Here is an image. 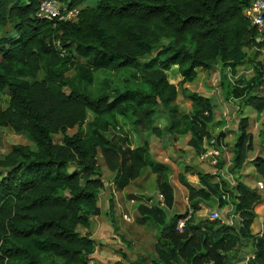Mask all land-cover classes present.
<instances>
[{"label": "trees", "instance_id": "trees-1", "mask_svg": "<svg viewBox=\"0 0 264 264\" xmlns=\"http://www.w3.org/2000/svg\"><path fill=\"white\" fill-rule=\"evenodd\" d=\"M41 1L0 0V28L12 27L0 35V126L34 143L13 144L0 157V264H89L97 243L79 228L89 229L101 214L100 152L115 173L117 191L147 167L157 174L166 206L144 203L139 209L141 223L152 219L161 228L153 264H264V230L251 232L255 207L263 203L257 188L240 180L234 192L222 178L215 180L218 173L186 165L179 178L193 216L180 232L177 223L185 214L170 217L167 211L175 201L170 167L152 158L150 141L141 143L139 135L169 133L176 140L190 134L201 155L205 138L214 135L217 104L191 92L193 110L181 114L174 104L178 86L168 71L177 67L185 85L218 62L233 71L244 64L248 49L262 46L245 15L252 0H63L80 8L78 19L70 21L40 18ZM145 56L150 59L142 61ZM262 70L260 63L255 76L228 90L258 111L264 110V97L255 93L264 82ZM100 73L107 77L100 79ZM3 93L9 96L6 107ZM160 107L170 118L164 131L154 124ZM247 124L243 119L234 145L236 170L252 149ZM75 127L80 131L66 135ZM60 133L63 138L55 141ZM254 166L264 176V157ZM224 193L231 199H223ZM210 201L220 208L234 204L242 222L196 224V211ZM250 238L254 255L234 260V250Z\"/></svg>", "mask_w": 264, "mask_h": 264}, {"label": "rangeland", "instance_id": "rangeland-1", "mask_svg": "<svg viewBox=\"0 0 264 264\" xmlns=\"http://www.w3.org/2000/svg\"><path fill=\"white\" fill-rule=\"evenodd\" d=\"M11 31V26L0 28V35L9 34ZM261 44V50L254 49V47L248 49V60L240 65L235 71L231 70L229 67L223 69L222 64L218 62L211 70H199L198 78L192 83L185 85L180 82L181 76L177 67H173L168 71L169 80L178 86V97L174 104L179 107L181 114L193 110L192 101L188 98V94L191 92L209 95L215 99L217 104V123L212 127V133L214 134L213 136L217 137L218 142L216 146L221 150L220 156L218 157V164H222V167H220L218 164L212 165L209 162L201 161L199 157L200 155L189 143L191 139L190 134L178 135L175 140L169 133H166L163 136H158L155 133L148 134L147 131L141 130L139 132L140 142L143 143L146 139L150 141V153L152 158L161 163H166L170 167L168 179L174 187L176 201L167 208L168 216L171 217L174 214L179 213L185 214L188 209L189 191L184 185H182V183H180L179 178L180 173L186 165L205 170L208 173L216 175L218 173L220 176L219 178L225 180L234 192H236L235 186L240 180H246L257 188V182L264 179V176L261 175L254 166V161L257 158L264 157V110L258 111L253 106L244 104L245 98L235 97L228 93L229 86L238 85V80L240 79H243L244 82L248 81L257 74L260 63L264 64V42ZM149 59L150 56H145L142 58V61H147ZM44 76L45 68L42 69L40 78H44ZM103 77H107V74L100 73L99 78L102 79ZM262 78L264 80V70H262ZM255 93L264 97V89L261 87L258 88ZM8 99V94L3 93L1 100V105L3 107L8 105ZM157 111L154 124L155 126H158L161 131H164L170 124L169 114L162 107ZM245 118L248 119L246 130L252 135V149L249 150L246 163H244L239 170H236L234 162V145L241 133V122ZM78 131H80L78 127L68 129L66 135H73ZM63 136L64 134L62 133L55 134L54 139L55 141H60ZM19 143L34 145L33 141L23 133L16 132L10 127L0 126V157L9 151L13 144ZM98 162L103 170V179L105 183L110 185L109 182L113 179L114 173L107 168L101 152L98 155ZM156 177L157 174L150 168L147 167L144 169L142 174L127 187L126 191L128 193L120 195L123 211L120 216H117L120 218V224L127 223L131 227L121 239L125 241L128 247H131V250L137 251V256L144 254L148 255V258H145V260L149 261L148 264H153L152 260L158 259L157 247L162 243L161 228L157 221L152 219H148V221L145 222L146 224L144 223V227L138 225V223H140L139 220L142 217L139 213V209L140 206H144L145 203L140 201L138 196L144 194L156 199V193L159 190L155 182ZM191 179L194 180L192 177ZM110 186L112 190L115 189L114 183ZM257 190L260 192L259 194L263 199V203L255 207V212H259L260 217L256 215L255 220L251 225V232L254 235H261L264 230V190H259L258 188ZM227 194V199H231V195L229 193ZM131 197L136 199L135 204L130 203V200L132 199ZM127 202H129L128 206L130 204L131 210L126 208ZM217 202L210 201L201 203V209L196 211V224H201L205 220H219L221 223H224L220 219H213L212 216L215 210L220 212L222 219L226 222H233L232 225L242 222L243 219L240 214L235 212L234 204L229 203V205L224 208H220ZM147 205L153 206L154 204ZM228 206H230L231 209H229ZM125 213H129L133 216L132 222L125 220ZM231 213L232 215H229ZM82 228L83 227L80 226V229ZM254 252L255 244L252 239H245L234 250L233 254L236 253L234 260H248L254 255ZM91 258L89 264H92L93 254ZM108 259H106V264H114L116 260L114 253H110ZM135 260L131 259L130 261L134 262ZM127 261H129V259Z\"/></svg>", "mask_w": 264, "mask_h": 264}, {"label": "crops", "instance_id": "crops-1", "mask_svg": "<svg viewBox=\"0 0 264 264\" xmlns=\"http://www.w3.org/2000/svg\"><path fill=\"white\" fill-rule=\"evenodd\" d=\"M202 95H205V94H202ZM205 96L212 97L209 95H205ZM216 116H217V112H216ZM204 164H207V163H204ZM219 179L220 178L217 177L215 180L218 181ZM242 181L245 182L247 185L253 188H256V186L251 184L250 182L246 180H242ZM191 182L194 185L199 184L198 180L196 181V180L191 179ZM112 183H113V179L111 180V182H109V184L111 185ZM110 185H107L105 183V187L100 193L99 203L101 206V214L96 215L92 218L91 227L89 229L85 227H83L82 229L79 228V230L83 234L89 232L91 237L97 243L96 250L93 253L92 264L94 263L95 264H106L107 263L106 259H108V257L110 256V253H114L116 257L115 262L117 260H124V262H126L127 264H132V263L133 264H148L149 261L145 260V258L146 259L148 258V255L144 254V255L137 256L136 255L137 251L131 250V247H128L125 241L121 239L122 236H124L125 233L129 229H131V227L127 223L120 224V218L117 217L118 215L120 216L123 211L120 195L128 193L126 191L127 188L122 191H117L116 189L112 190ZM175 201H176V197H175ZM128 203L129 202L126 203V208L131 210L130 204L128 206ZM228 207L229 209H231L230 206ZM256 213L258 217H260V213L259 212H256ZM229 215H232V213ZM131 217L133 221V216L131 215ZM145 224L143 222L138 223V225L142 227H144ZM136 256H137V259H136ZM128 259L129 261L131 259H134V260L136 259V260L134 262H131V261L129 262L127 261Z\"/></svg>", "mask_w": 264, "mask_h": 264}, {"label": "built area", "instance_id": "built-area-1", "mask_svg": "<svg viewBox=\"0 0 264 264\" xmlns=\"http://www.w3.org/2000/svg\"><path fill=\"white\" fill-rule=\"evenodd\" d=\"M80 14L79 7H70L66 4L63 0H42L39 10L38 16L40 18L49 19V20H59V21H70V20H77ZM245 15L250 21L251 26L255 27L257 30V41L259 43L264 42V0H252L250 5L245 9ZM261 50V46H254V49ZM264 89V86H260ZM226 114V113H225ZM218 140L216 136H212L211 138H205L204 148L205 150L201 153L200 160L203 162H209L212 165L218 164V157L220 156L221 150L216 146ZM257 188L259 190H264V179L259 180L257 182ZM223 199H227L228 194H223ZM140 201H143L147 204H154L158 203L160 206L165 207V197L162 192L159 190L156 193V199L152 196H147L141 194L139 198ZM138 201V199H137ZM132 204L136 203V199L132 198L130 200ZM193 216V208L188 206V209L185 212V216L179 219L177 223V229L180 232H183L187 221ZM213 219H220L224 223L226 222L222 219V216L218 210H215L213 213ZM125 220L131 222L132 217L130 214H124ZM233 222L229 223L232 224Z\"/></svg>", "mask_w": 264, "mask_h": 264}]
</instances>
